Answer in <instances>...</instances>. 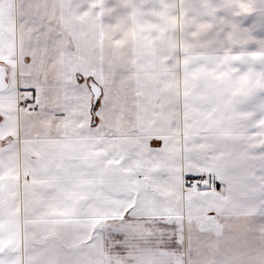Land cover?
<instances>
[{"label": "crops", "instance_id": "crops-1", "mask_svg": "<svg viewBox=\"0 0 264 264\" xmlns=\"http://www.w3.org/2000/svg\"><path fill=\"white\" fill-rule=\"evenodd\" d=\"M0 264H264V0H0Z\"/></svg>", "mask_w": 264, "mask_h": 264}, {"label": "built area", "instance_id": "built-area-1", "mask_svg": "<svg viewBox=\"0 0 264 264\" xmlns=\"http://www.w3.org/2000/svg\"><path fill=\"white\" fill-rule=\"evenodd\" d=\"M215 183L210 177L197 176L190 182V188L197 191H205L207 189H212L215 187Z\"/></svg>", "mask_w": 264, "mask_h": 264}, {"label": "rangeland", "instance_id": "rangeland-1", "mask_svg": "<svg viewBox=\"0 0 264 264\" xmlns=\"http://www.w3.org/2000/svg\"><path fill=\"white\" fill-rule=\"evenodd\" d=\"M204 176H206V177H210V178L213 180V182L215 183L214 178H213L211 175H204ZM196 177H197V176H196ZM194 178H195V177H192V178H189V179H187V180L185 181V183H186V185H185V189H186L187 191H192V192H204V191H197V190H195V189H193V188H190V182H191L192 179H194ZM215 188H216V185H215V187L212 188V189H207V190H205V192H206V191H214Z\"/></svg>", "mask_w": 264, "mask_h": 264}]
</instances>
